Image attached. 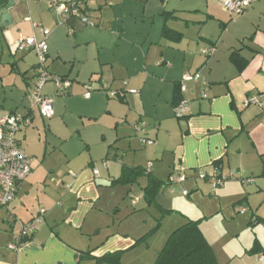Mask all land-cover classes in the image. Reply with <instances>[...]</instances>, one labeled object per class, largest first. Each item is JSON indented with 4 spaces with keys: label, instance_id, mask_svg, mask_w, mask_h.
<instances>
[{
    "label": "crops",
    "instance_id": "obj_1",
    "mask_svg": "<svg viewBox=\"0 0 264 264\" xmlns=\"http://www.w3.org/2000/svg\"><path fill=\"white\" fill-rule=\"evenodd\" d=\"M67 1L75 0L0 3V16L5 13L11 20L5 27L0 20V59L9 67L2 69V79L10 91L8 98H0V114L30 120L16 140L31 161L15 198L0 208V264H97L105 255L133 250L156 212L146 204L145 211L126 213L117 222L127 211L117 203L128 197L134 210L141 198L133 203L131 188L141 183L139 178L132 186L114 181L123 167L145 169L150 163V175L163 177L155 178L160 182L175 174L186 177L175 193L185 187L193 201L202 197L218 207L229 203L245 208L237 212L247 215V252L252 264H264V0H253L236 17L223 9L222 0H86L81 14L88 24L81 17L57 20L52 4ZM164 28L176 34L164 37ZM42 30L49 31L47 72L71 83L63 93L52 81L43 86L42 95L54 101L48 131L53 123L69 119L78 138L68 145L63 141L58 155L47 159L36 156L35 132L29 135L41 120L37 109L28 110L37 57L15 49L19 36L41 40ZM209 48L213 53L204 56ZM233 52L247 61L241 72L231 63ZM185 75L194 78L183 81ZM87 87L89 98L84 97ZM26 99L30 103L23 106ZM181 102L186 110L177 118ZM141 139L153 144L143 145ZM196 171L226 180L213 190ZM147 181L141 184L142 198ZM208 189L210 199L204 196ZM116 190H123L118 202ZM142 215L152 218L131 227L130 218ZM38 217L33 236L10 249L19 223ZM200 230L220 264L202 222ZM221 250L231 261L236 258L232 248Z\"/></svg>",
    "mask_w": 264,
    "mask_h": 264
},
{
    "label": "rangeland",
    "instance_id": "obj_2",
    "mask_svg": "<svg viewBox=\"0 0 264 264\" xmlns=\"http://www.w3.org/2000/svg\"><path fill=\"white\" fill-rule=\"evenodd\" d=\"M6 67H8V65H5V61L3 63V61L0 59L1 102L3 101L4 98H8V96L6 95L10 93V91H8L9 88L7 87V83L5 82L4 79H2V77L4 76L2 69L5 70L7 69ZM33 84L34 81L32 80L31 88ZM29 103L30 100L26 99V102L23 103V106L24 105L28 106ZM10 105L11 104H7L6 108H8V106ZM55 107H56V102H55ZM37 118L38 117H36V119ZM49 120L41 118V120L37 121V123L35 124L34 129L30 130L31 133H29V135L31 136L33 135V132H35L31 140L33 145L35 146L33 147L32 150L36 152L37 157L40 156V158H45V159H47L49 156L52 158L56 156V153L59 152V150L61 149L60 147L62 146L63 141H65L66 145H68L71 143H75V141L78 140L76 133L73 131L71 132L69 129V124L71 125L72 123V122H68L70 121L69 119L68 121H64L63 124L61 121L53 123L51 125L50 131H48ZM64 126L66 127V129ZM40 158L39 160H42ZM165 163L167 165V161H165ZM55 164H58L57 160H55ZM150 164L152 165V163ZM159 168L160 171L164 172L160 167V165ZM168 168L169 167L166 166L164 170ZM165 174L166 172H164L163 175ZM151 177L160 179L156 174H152ZM254 179L256 180V178ZM257 179H263V177L262 178L258 177ZM160 180H163V177ZM146 181H147L146 176L145 177L141 176V178L138 179V183L139 184L141 183L142 185L143 184L145 185ZM141 184L140 186H133V188H131L132 192L134 193L133 196L136 198H141L140 202H137L134 210L133 207L131 206V202H130L131 200H129L128 197L127 198L125 196L123 197L124 202L119 203L117 201L118 200L117 198H119L120 195L123 194V190L122 192L121 190L115 191L114 199L118 202L117 204H120L121 209L123 207H127V211H124L125 213L115 218L117 222H119L126 213L130 214L132 212L139 211V209L141 208L144 209V211L147 209L146 201L142 198ZM204 192H205L204 196L207 199H210L211 197L208 196L209 194H211V191L208 189V191L204 190ZM156 198L159 199V202L166 209L160 208V206L156 204L157 201ZM156 198L154 203L151 204L150 208L148 209L149 212L150 211L156 212L155 216H152L155 217L152 222L150 221L152 217L147 218L146 215L130 218L129 221L131 223V227L133 224H136L137 222L140 223L142 219H146L147 221H150L149 223L151 224H150V228L146 231L147 233H145V235H143L140 238L142 240L138 239L140 240V242L139 243L136 242L137 243L136 245L138 246H136L130 252H127L123 255L122 254L119 255V264H124L126 261L129 262L130 264H154L157 254L162 250L167 238L174 230L184 225L187 221H199V220L202 222V229L206 237L215 248L217 254H219L220 264H252L253 263L254 261V258H252L253 256H251V254L247 252L250 248L249 244L251 241V235L248 232V230H246L247 228L250 229L248 227V220L246 223V220L244 219V217H247V215L243 216L241 214H238L237 212L239 210L245 211V208L241 207L240 205H234V204L229 205V203H224V205L218 207V204L207 203L206 202L207 200L202 197L201 198L198 197L196 199L194 198L195 200L193 201L191 197L188 199L187 197L182 196L180 192H176L172 195H169L165 191V189H161V191L157 194ZM204 216H206V218ZM156 226L158 227L156 228ZM124 228L125 226L123 227V229ZM129 234H131L130 231ZM225 245L234 250L235 253L233 254H236V258L234 260L231 261L230 256L225 252H222L221 249Z\"/></svg>",
    "mask_w": 264,
    "mask_h": 264
},
{
    "label": "built area",
    "instance_id": "obj_3",
    "mask_svg": "<svg viewBox=\"0 0 264 264\" xmlns=\"http://www.w3.org/2000/svg\"><path fill=\"white\" fill-rule=\"evenodd\" d=\"M18 1V0H17ZM29 1V0H22ZM86 0L67 1L65 3H53L52 8L57 20H65L70 17H81L83 23L88 24L85 14H81L82 4ZM253 0H222L221 5L223 9L233 17L243 15L252 4ZM49 35V31L42 30L43 39L37 40L35 37L19 36L15 42V49L18 53H34L37 57V64L33 70L34 84L30 91L31 108L37 109L41 118L49 120L54 116L53 102L51 99L42 95L43 86L52 81L55 85L57 92L63 93L70 89L71 83L67 79H61L53 77L47 72L46 54L47 46L45 39ZM213 53V49H205L202 51L204 56H210ZM194 78L192 75H185L183 81H190ZM183 88V87H182ZM87 92L84 95L85 98L90 96V87H87ZM102 89L108 91L107 86H103ZM132 93H134L132 91ZM112 96L115 94L111 93ZM255 99L251 100V104H256ZM186 110V103L181 102L175 109V115L177 118L184 115ZM30 125V120L27 117L20 116L14 113L0 114V208H7L16 196V192L19 184L27 178L31 172V161L29 157L20 148L16 135L23 127ZM145 126L144 123L137 124L135 126L136 132H139ZM143 145H152L153 141L148 139H141ZM151 165L147 167V171H150ZM93 174L97 175V170H93ZM198 179L207 180L212 189L219 188L225 178L219 175H213L207 177L203 172L196 171ZM186 177L181 174L171 175L166 185L165 191L172 195L175 193L177 185L184 182ZM179 192L182 196L187 197L188 193L184 188H180ZM137 198H133L132 202L135 203ZM8 222H12V217L8 214ZM40 218L34 219L28 223H19V235L16 239V244L9 246L10 249L17 250L23 241L31 238L37 230V223ZM261 261H264V257H260Z\"/></svg>",
    "mask_w": 264,
    "mask_h": 264
},
{
    "label": "trees",
    "instance_id": "obj_4",
    "mask_svg": "<svg viewBox=\"0 0 264 264\" xmlns=\"http://www.w3.org/2000/svg\"><path fill=\"white\" fill-rule=\"evenodd\" d=\"M8 1L9 0H0V3L6 6L5 4ZM174 34L176 33L164 28L162 35L164 37H170ZM230 60L238 72H241L247 65V61L242 59L238 52H233L230 56ZM175 103H178V98H176ZM141 176H146L148 179L147 185L143 190V199L146 201L147 205H151L154 203L161 189H164L167 181L160 182L152 178L147 168L123 167L120 177L115 180L114 183L130 186ZM200 222V220L187 221L184 225L174 230L167 238L162 250L157 254L154 264H218L212 248L200 230ZM157 227L158 226H156V228ZM140 240H138L137 243H139ZM26 241L27 240L23 241V243ZM119 255L120 253L105 255L97 260V264H119Z\"/></svg>",
    "mask_w": 264,
    "mask_h": 264
},
{
    "label": "water",
    "instance_id": "obj_5",
    "mask_svg": "<svg viewBox=\"0 0 264 264\" xmlns=\"http://www.w3.org/2000/svg\"><path fill=\"white\" fill-rule=\"evenodd\" d=\"M9 4L11 5L12 2H9ZM1 10H2V9L0 8V11H1ZM0 20H1V26H2V27H5V26L10 25L11 20H10V17H9L7 14H5V13L2 14V15L0 16ZM28 110H29V111L32 110L31 105L29 106Z\"/></svg>",
    "mask_w": 264,
    "mask_h": 264
}]
</instances>
